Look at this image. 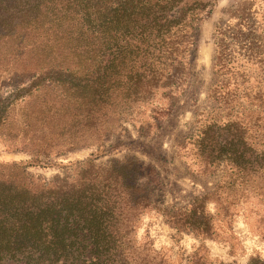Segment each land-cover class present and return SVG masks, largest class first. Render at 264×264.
I'll return each instance as SVG.
<instances>
[{
    "label": "trees",
    "instance_id": "obj_1",
    "mask_svg": "<svg viewBox=\"0 0 264 264\" xmlns=\"http://www.w3.org/2000/svg\"><path fill=\"white\" fill-rule=\"evenodd\" d=\"M215 2L0 0V50L13 56L1 73L0 86L12 90L0 102V134L10 135L11 124L24 129L12 151H27V165L49 167L89 145L96 151L47 179L31 180L22 162L0 175V264H173L137 239L142 215L154 209L174 230L212 238L210 193L159 208L154 166L133 156L95 159L111 132L120 135V120L148 135L169 115L188 84L198 25ZM255 14L238 6L214 30L206 88L214 109L197 121L189 148L202 175L223 162L241 180H264V30ZM250 63L261 69L256 75L235 70ZM19 100H32L37 115L5 121Z\"/></svg>",
    "mask_w": 264,
    "mask_h": 264
},
{
    "label": "rangeland",
    "instance_id": "obj_2",
    "mask_svg": "<svg viewBox=\"0 0 264 264\" xmlns=\"http://www.w3.org/2000/svg\"><path fill=\"white\" fill-rule=\"evenodd\" d=\"M238 6L250 7L255 11V24L264 30V0H216L211 13L198 25L197 49L188 84L174 100L169 115L164 116L159 126L148 135L136 133L129 119L120 120V135L115 137V133L111 132L104 143L105 147L97 152L95 159L96 163H105L110 159L133 156L143 164L154 166L159 187L154 189L153 198L158 201L159 208L183 206L196 195L210 193L206 208L216 228L212 238L174 230L164 222L156 209L142 215L137 239L140 242L149 241L173 264H189L191 261L203 264H264V180L250 176L241 180L223 162L215 170L210 168L212 172L202 175L189 150L191 137L199 126L197 121L202 120L207 111L214 109L206 98V88L212 81L214 30L217 25L231 20L230 13ZM261 48L264 53V42ZM7 58L12 59L13 56L5 54L4 49L0 50V82L3 70L12 65ZM235 70H243L253 76L261 69L250 63L236 66ZM10 90L9 86H0V102ZM29 101H17L3 115V119L31 122L38 109L32 100ZM163 105L166 104L162 102L158 107ZM145 112L147 114L148 109ZM40 121L38 119L37 122ZM4 128L10 135L6 136L4 132L0 134V175L11 173L13 162L27 165L31 160L24 149L12 151L19 148L16 143L27 136L24 129H14L12 124ZM15 131L16 137L11 142V134ZM86 140H93V137L88 136ZM92 152L96 153L95 148L89 145L52 158L49 167L30 164L26 170L34 174L31 180L47 179L56 173L63 174L64 165L85 160Z\"/></svg>",
    "mask_w": 264,
    "mask_h": 264
}]
</instances>
